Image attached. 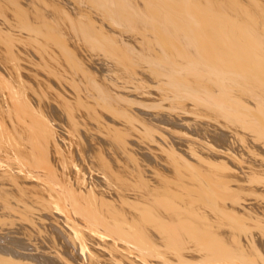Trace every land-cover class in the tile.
Wrapping results in <instances>:
<instances>
[{
  "label": "bare ground",
  "instance_id": "bare-ground-1",
  "mask_svg": "<svg viewBox=\"0 0 264 264\" xmlns=\"http://www.w3.org/2000/svg\"><path fill=\"white\" fill-rule=\"evenodd\" d=\"M0 264H264V0H0Z\"/></svg>",
  "mask_w": 264,
  "mask_h": 264
}]
</instances>
